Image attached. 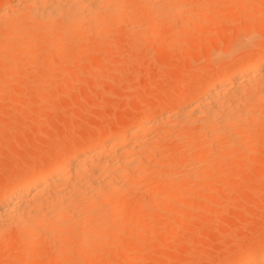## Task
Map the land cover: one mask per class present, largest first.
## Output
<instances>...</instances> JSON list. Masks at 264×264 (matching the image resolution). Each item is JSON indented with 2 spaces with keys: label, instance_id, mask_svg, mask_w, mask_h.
I'll list each match as a JSON object with an SVG mask.
<instances>
[{
  "label": "bare ground",
  "instance_id": "obj_1",
  "mask_svg": "<svg viewBox=\"0 0 264 264\" xmlns=\"http://www.w3.org/2000/svg\"><path fill=\"white\" fill-rule=\"evenodd\" d=\"M207 1L1 0L0 76L5 73L7 77H0V85L13 82L16 74L22 68L19 66L20 70L18 68L19 71L16 72L15 69L20 64L18 61L26 55L29 49L37 48L44 50V53L45 51L49 52L45 56H50V59L51 52L55 55L66 50L67 46L72 48L74 45L77 47L75 50L79 51L90 47L89 51L93 50L96 53L98 50L101 51L103 46H100L101 43L96 41L99 40L97 37L102 38L105 34L117 31L120 23L128 33L148 45L147 41L155 39L159 31L164 29L163 25V29H158L159 25L161 27V22L169 20L171 22L169 24L172 26V35L168 42L173 43L172 45L176 43L177 46V43L179 44V41L182 40L180 37L184 38L188 32L196 31V23L207 18L209 8L211 9V6L214 5L213 2H209L210 4L202 7ZM190 4L193 6L189 8ZM229 5L227 6L230 7ZM251 7L255 8L253 4ZM245 8L246 6L241 5L238 8L236 6L226 10L221 9L224 11L220 15H216L223 22L227 20L228 13L235 12L237 9L246 11L247 8ZM237 12L235 14H238ZM250 17L243 20L244 23H242L243 21L239 22L240 25L237 23L238 27H235L237 30H234V33L227 28L232 33L228 36L229 31L224 24L226 27L223 25L224 29L221 28V34L225 35V39L221 35L223 45L218 42L216 45L213 43L214 41H210V43L205 42L206 47L203 46L205 48L203 54L206 55L204 58L207 63L201 68L196 65H188L189 72L186 71L181 76V72L176 74L174 77L178 76L176 81L174 79L176 85L171 86L174 88H169L170 91L166 89L169 91H166L167 94L161 90L160 93L164 92V94H160L162 95L159 97L160 99L155 100L156 103L152 100L151 103L149 101L144 104L141 108L143 112L140 109L132 114H127L128 116L126 115L121 120L119 118L120 122L115 120L117 123L115 122L116 125L112 127L106 128L105 126L101 130H98V127L95 136H91L89 139L90 136L86 139L83 137L84 140L80 137L77 145L69 150L66 148V151H62L60 146L63 145H60L59 151L55 155L51 153L52 157L49 154L50 157L43 158L42 161H38L39 163L36 162V165L27 166L24 176L20 175L22 178L20 177L18 183L14 181L17 179L12 176V181L16 184H10L13 182L9 180L10 183L5 185L9 187L6 190L5 186L2 187L1 190L4 189L2 192L0 190V243L3 242H1L3 237L11 239L14 241L12 243L20 249L22 255L25 253L27 255L30 252L24 264H37V261L34 262V257L37 259L39 253L35 251L37 248L34 250V244L36 245L37 242L39 244L40 240L47 239V237L58 244L52 243V245H56L54 251L57 254L55 255L67 251L65 255L69 258L66 253H70L68 260L65 256V258L63 257L64 254H60L59 257L52 255V257L55 256L52 258L54 260L47 258L51 263L57 261L55 258L58 259L61 256V260L64 258L65 261H60L59 264H120L118 261L115 263L116 259L114 263H102L104 261L102 255L107 261L106 254L113 259L121 257L122 264H142L141 262L137 263L141 258H137L138 252L134 251L139 248L134 244L140 249H144L141 247V243L143 244L144 241H138L139 245L135 240L130 243L133 237L143 238L142 230L139 232L138 229H143L148 234L150 232V228L147 231L150 226L148 222L151 224V221L155 223L160 219L159 221L169 222L168 228L163 234L165 236L166 233L167 235L172 234L181 225V222L179 224L178 221L170 220L167 215L175 212L182 216L187 215L186 218H189L188 210L193 209L194 211L196 207L198 209L200 204L195 206L194 200V197L199 196L195 195L199 191H195L196 185L199 189L210 191H216L215 188L220 185L218 187H221L222 190L226 184L223 181L219 182L220 180L217 181L219 183L214 181L217 177L224 175L219 167L229 163L230 170L228 169V171L238 170L240 166L242 167L240 163L258 160V155L261 154L257 155L258 159L255 156L251 158L250 155L260 153L261 149L264 151V48H258V40L253 39L254 32L251 29H254L252 26L258 15ZM256 20L258 22L259 19ZM210 21L211 24L214 22L211 19ZM221 21L217 24L222 26ZM218 25L215 23L212 29ZM116 26L118 27L116 28ZM74 37H79V39L76 38L77 43L72 41ZM252 40L257 43L251 44ZM164 43L166 44V42ZM71 48L70 50H72ZM156 51L158 52V49L155 50V53ZM62 52L61 54H64ZM80 52L69 56L73 66L77 62L79 63L82 57L88 55V50L82 51L83 54L86 53L84 56ZM93 52L91 54L94 55ZM41 53L43 52L41 51ZM61 54L59 55L64 57ZM150 55L152 56V53ZM32 56L34 57L33 54ZM113 57L115 56L107 57L104 64L114 60ZM44 59L47 62V58L44 57ZM50 59L48 58L49 61L52 60ZM179 59L181 58L179 57ZM86 60L91 62L88 58ZM17 62L18 65H16ZM31 62L33 61L31 60ZM29 63L28 60L26 64ZM34 63H30L31 67ZM91 63L89 64L92 65ZM51 64L49 63L50 69L53 67ZM68 66L70 65L68 64ZM92 66H95L94 63ZM25 67L29 69V66ZM102 68L106 70L107 66L102 64ZM205 69H210L211 72L206 76L202 75L205 78H202L201 81L196 80L197 75L200 76ZM87 71L89 72L86 73V78L94 75L91 74L92 70ZM51 74L55 75L53 72ZM53 75L48 73L43 78L49 79L50 82L53 80ZM195 76L196 78H194ZM58 77L64 82L69 79H63L64 74ZM193 79L196 82H193ZM21 80L25 81V78ZM29 81L30 79L27 80V83H30ZM23 85L27 86L28 84ZM63 85L65 84L63 83ZM152 102L158 104L156 107H159L155 109ZM151 104L153 105L150 108ZM168 108L172 110L166 111ZM158 109L161 111H157ZM135 113L142 115L135 116ZM178 142L181 144H179V148L178 145L173 148L172 145ZM62 149L65 150V148ZM261 153L264 156V152ZM262 161L264 164V160ZM259 163L262 162L259 161ZM232 183L234 182L232 181ZM179 193H183L184 201L177 199ZM197 203L199 202L197 201ZM190 212L191 215L192 212ZM160 223L156 225L160 227ZM151 227L153 229V225ZM153 234L151 233L150 236ZM156 234L155 232V237L161 241L163 234ZM146 237L144 236L143 239L151 242V238L147 239ZM6 243L9 244L7 241ZM12 243L10 242V244ZM128 244L132 245L131 247L134 249L130 248ZM250 244L247 245L248 248L243 256L239 254L241 256L236 258L233 255L235 259L229 260L233 257L231 255L232 257L228 258L229 261L226 264H264V235ZM145 245L149 244L142 246ZM91 246L95 248L92 250ZM2 248L4 249V245ZM129 248L132 250L130 251ZM9 249V247L1 249L0 255L4 258L7 257ZM14 251L17 253L18 250ZM19 251L18 253L21 254ZM139 253L141 254V251ZM48 254L50 255V253ZM133 254H136V257ZM186 254L193 255L189 254V251ZM135 259L138 261L136 262ZM49 261L48 264H50ZM162 261L164 262V260ZM224 261L226 260L224 259ZM164 263L166 264V262Z\"/></svg>",
  "mask_w": 264,
  "mask_h": 264
},
{
  "label": "rangeland",
  "instance_id": "obj_2",
  "mask_svg": "<svg viewBox=\"0 0 264 264\" xmlns=\"http://www.w3.org/2000/svg\"><path fill=\"white\" fill-rule=\"evenodd\" d=\"M220 1L208 0L204 5H202V7H205L206 5L210 4L209 2H213L212 4H214L213 6H211V9L209 8L207 12V18L204 21L200 20L196 23V31L193 30L188 32V34L184 36V38L180 37L182 38V40L180 39L181 41H179V44L177 43V46L176 43L172 45L173 43L168 42L172 35V26L169 24L171 23L169 20H164V22H161V27H159L160 25L158 26V29H161L163 26H165L166 28H162L164 31L160 30L158 33L160 35L157 34V36H155V39L153 38L154 40L157 39L156 41H154L153 39L152 43H150L152 40L147 41L150 43L149 44L146 42L148 45H146L145 42L142 43V41L137 40L134 36H132L131 33H128L125 30L124 26L120 23L119 27L116 26V28L118 27V30L114 29L117 31L105 34L102 38L97 37V39L99 40L96 41L101 43L100 46H104L105 44L106 46H102V52L98 50L96 51V53H94L93 50L90 49L91 52L94 53V55L89 51L90 47L78 51V49L75 50V48H77L75 45L72 46V48L70 46L72 50H70V48L66 45V50H68L67 52L64 49V54H61L62 51L60 53H57L58 56H60L59 54H61L64 55V57H58L57 54L53 55L51 52L49 54L51 55V60L50 56H45V54L49 52L45 51L44 53V50L37 48L29 49L27 52L28 54L26 53V55L21 57L24 60L20 58L18 61L20 62V64L18 62L16 63V65H19L15 70H17L19 66H22L21 70L23 69V71H21L19 68L20 71H16H19V75H17L18 73L16 74L13 82L11 81V83L8 82V84L6 83L5 85H0V190L2 187H4L5 185L7 186V184L10 183L9 180L13 182L10 183L13 185L16 184L17 181L19 182V180L22 178L21 176H24L27 166H32L36 162L39 163L38 161H42V159H45V157H52L51 153L55 155L59 151L58 149L60 147L62 151H66V148L67 150H69V148L71 149L75 147L79 142L80 137L81 139L83 137H85L86 139V137L90 136L88 137L89 139L91 138V136H95L98 130L104 129L105 126L107 128L109 126L112 127L113 125H116L117 121L120 122V120L126 117L127 114L129 115L130 113L132 114L133 112L139 111L147 102L150 101L149 103H151L152 100H154L155 102V100L162 96L160 95L161 93L164 94V92L160 93L161 90L165 91V93L166 91L169 92V88H172L171 86L176 85L174 84V79L176 81V79L178 78V76L177 78H174L176 74H179L181 72V76L182 73L186 71L189 72L188 65H196L200 66L201 68V66L207 63L206 58H204L206 57V55L203 54V50L205 49L203 46H207L205 42L210 43V41H214L213 43H215L216 45H218V43L223 45V33L221 34V28L223 27L224 29V24H226L227 26H225L226 29L229 28V30L234 33L237 30L236 28L238 27V25H240L243 20L245 21L247 17L251 18L250 16H255L257 14L259 18H254L259 19L258 22L260 24L255 19V26H252L254 27L255 31L253 28H251L254 32L253 39L255 38V41L258 40V48H264V0H225L223 3H221ZM251 4H253L255 8H252ZM227 5H229L230 7H228ZM241 5L246 6L247 9L245 8V12L241 10L239 11L237 9L235 12L238 11V14H235L234 11V13L231 12L233 14L228 13V15L226 16L227 20L224 19L225 21L223 22L220 18H218L217 15H220L222 11L226 10L227 8H235L236 6L238 8ZM191 6L193 5L190 4L189 8ZM213 18H217L219 21H221V23H223L222 26L218 25L217 23H219V21L217 19L213 20ZM210 19L220 27L216 26V29H212L215 23L213 22L214 24H211ZM244 21L242 23H244ZM230 31L229 33L227 32V36L231 33ZM223 37L225 39V35ZM76 38L79 39V37ZM76 38L74 37L75 40L73 39L72 41H76ZM160 41L161 43H159ZM255 41L251 42V44L255 43ZM164 42H166V44ZM135 44L137 45L134 46ZM161 44H164V47ZM161 46L162 48H160ZM254 46L255 45L253 44V47ZM171 47H174L175 49H169ZM157 49L158 52L156 51L155 53V50ZM86 50H88V55L82 57L83 62L81 58L79 63L77 62L75 66H73L71 62L72 59L70 60L69 56L71 57L76 53H79L80 51L82 52ZM41 51L44 54L41 53ZM159 52H163V55ZM83 53L84 52H82V54ZM151 53L152 56L150 55ZM30 54L31 57H33V54V58L35 59L29 57ZM85 54H83V56ZM43 56L47 58L48 63ZM97 56H99L100 58ZM109 56L115 57H113L114 60L107 63L109 65L108 66L104 63L106 61V58ZM179 57L181 59H179ZM48 58L51 61H49ZM87 58L90 59L89 61L94 63V67L92 66L93 63L86 60ZM91 58L93 59V61ZM28 60L31 64L36 60L33 67H31L32 65L30 63V65L26 64ZM31 60L33 62H31ZM56 60H58V63H56ZM197 60L198 62H196ZM49 63L53 64H51V66H53L51 67V69ZM89 63H91L92 65H90ZM68 64L70 66H68ZM102 64L103 66H107L106 70L102 68ZM121 64L122 66H120ZM180 64L185 65L181 66ZM25 66H29V69ZM64 67L67 68L65 69ZM87 70H92L91 74L93 73V76L95 77L90 75V79L88 76L86 78V73L89 72ZM60 71H62V74L59 73ZM63 71L66 73H64ZM51 72H53L56 76L51 74ZM210 72V69H205L203 72L204 74L202 73L200 76L197 75V78L196 76L194 78L201 81L203 76L208 75V73ZM48 73L55 77L54 78L52 76L53 80H51L50 82L48 81L49 79L45 80L43 78ZM63 74V79L69 78L68 81L66 80L67 82L62 81L60 77H58L62 76ZM6 75L5 73H3L0 77L5 76L4 78H6ZM16 77L18 78L17 80L25 78L26 82L24 80L14 82L17 81ZM28 79H30V83H27ZM36 80L38 83L36 82ZM196 80L193 79V82H196ZM22 82H25L28 85L22 86V84H25ZM63 83L65 85H63ZM33 84L34 86H32ZM166 89H168L169 91ZM153 104H151L150 108ZM156 105L158 104H154L155 107ZM157 107L155 109H157ZM7 108L10 110H8ZM170 110L172 109L168 108L166 111ZM157 111L161 110L158 109ZM141 112H143L142 109ZM135 114V116L142 115H140V113ZM157 114L159 115V112ZM179 144V142L175 143L174 145H172V147L175 148L176 145H178L177 147L179 148V146L181 145ZM62 148H65V150ZM261 152L264 151H262L261 149L260 153L258 152L254 155L251 154L250 156L251 158H254V156L255 158H257V155L261 154L258 155L259 159H257L262 163H259L258 160L254 159V162H252V160L250 162H244L245 164L240 163L242 167L240 166L238 170L231 171H228V169L230 170L229 163L223 164L221 167H219L224 175L219 177L220 179L217 177L218 179L216 178L214 179V181L217 182L220 180L219 182L223 181L226 184V186L223 187L222 190L221 187H218L220 185H217V188H215L216 191H210L208 189L201 188L199 189V187H197L196 185L194 189L196 192L197 190L199 191L195 195L199 196L197 198L194 197L195 206H197L198 204L200 205H198V209L196 207L194 211H198L195 213L193 209H189L187 212L189 218H186L187 215L182 216L181 214H176L175 212L169 213L167 215L168 219L178 221L179 224L181 222V225L176 230H174L172 234L167 235L166 233V236L165 234H163V232H165L168 228L169 222L166 223L165 221L162 222V220L159 221L160 219L156 220L155 223L158 221V223L161 222L160 227L159 225L157 226L156 224L158 223L155 224L154 221H151V224L148 222L150 226H148V228L146 227L147 231L150 228L149 231L152 234H155V232L158 235L163 234L161 241L158 240L159 238H156L154 234L153 236H150V232L146 234L147 232L145 233V230L138 229L139 232L142 230L141 233L144 234H142L143 238L144 236H147V239L151 238V242H148L149 240L145 241L140 236L138 237L139 239H137L136 237L131 238L130 243H133L132 240H135L136 243L138 241H144L143 244L141 243V247H144V249H140L139 246L134 244L135 247L139 248L138 250L137 248H135V250L137 251L134 252L139 253L141 251V254L139 253V256L137 253V258L141 259H139V261L138 259H135V261H138L137 263L141 262L142 264H165L164 262H166V264H226L229 260H233L234 256H236V258L241 256L239 254H242L243 256L249 244H252L258 238H260L261 236L263 237L264 235V164L262 161L264 160V156ZM14 171L16 172L14 173ZM233 173L234 175H232ZM238 175H240L242 179L240 178V176L238 177ZM12 176L14 179H17L14 180L16 181L15 183L14 181H12ZM5 181L8 183H6ZM228 181L229 184H227ZM232 181L234 183H232ZM6 186L5 190L9 187ZM3 190L4 189H2L1 192ZM179 194L182 195L183 193ZM179 194H177L178 197L176 195L177 199H183L184 201V195H182L181 198V195ZM197 201L199 203H197ZM199 207L202 209H200ZM189 211L192 212H190L192 216L189 214ZM152 225L153 229L151 227ZM162 225L164 226L162 227ZM159 237L161 238V236ZM3 239L4 237L1 240V242H3L0 243V250H4L6 249V247H9L11 250H13L11 251L13 254L9 251V249L7 251V257L4 258V256L0 255V264H24V262L26 261V257L30 254V252H28L27 255L26 253L22 255L21 251H19L20 249L12 243L14 242L13 240L6 238V240ZM6 241L9 244H7ZM10 242L12 244H10ZM139 242L137 243L138 245ZM52 243H56V245H58L57 242H53V240L49 237H47V239L43 238L42 240H40L39 244L38 242L36 243V245L34 244V250L35 248H37L38 250L36 249L35 251L38 252V255L40 256L39 257L37 255V259H35L34 257V262L37 261V264H48V259H52L55 256L59 257L60 254H64L63 257H66L65 252L67 251H62L60 252V254L58 253L59 255H55L57 254L54 251L56 250V245H52ZM153 243L154 245H152ZM144 244L151 245L142 246ZM3 245L4 249L2 248ZM10 245H13V247H11ZM131 246L130 248L134 249ZM52 247L55 249H53ZM94 248L95 247L93 246L90 247V249L92 250ZM130 248L129 250L131 251L132 249ZM14 250H18L21 254H19L17 251V257V253ZM187 251H189V254L193 255L189 256L188 254H186ZM182 252L185 253L183 254ZM48 253H50V255ZM132 253L130 252V254ZM11 254L12 256H10ZM66 254L69 255V258L66 257L67 260L70 259V253ZM52 255L55 256L52 257ZM135 255L136 254H133L134 257H136ZM231 255L234 256L232 257ZM133 256L132 258H134ZM230 256L232 258L228 260ZM105 257L107 258V261L102 255V260H104L103 262L101 260L102 263H114V260L116 259L115 263H117L118 261L120 262V264H122L121 257H116L113 259V257L111 258V256L109 257L106 254ZM64 258L61 260L60 256V258L58 259L55 258V260L57 261H52V263L51 261L49 262L50 264H53V262H56L54 264H59L60 261H65ZM176 258L178 259L176 260ZM224 259L226 261H224ZM162 260H164V262Z\"/></svg>",
  "mask_w": 264,
  "mask_h": 264
}]
</instances>
